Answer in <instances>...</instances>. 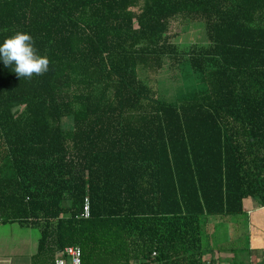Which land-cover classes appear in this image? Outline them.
Wrapping results in <instances>:
<instances>
[{"label":"trees","instance_id":"trees-1","mask_svg":"<svg viewBox=\"0 0 264 264\" xmlns=\"http://www.w3.org/2000/svg\"><path fill=\"white\" fill-rule=\"evenodd\" d=\"M176 19L201 44L170 43ZM16 32L51 62L0 60V225L37 228L32 264H210V220L264 206V0H0V44ZM163 58L203 93L159 100Z\"/></svg>","mask_w":264,"mask_h":264},{"label":"rangeland","instance_id":"rangeland-1","mask_svg":"<svg viewBox=\"0 0 264 264\" xmlns=\"http://www.w3.org/2000/svg\"><path fill=\"white\" fill-rule=\"evenodd\" d=\"M168 36L170 43L182 50L201 44V41L204 39L201 24L192 23L186 25L177 19L170 22ZM184 65L180 62L178 64L171 63L169 59L163 58L162 68L158 74L155 77L149 76L147 82L145 81L156 92L159 100L178 104L179 101L187 99V97L203 93L201 82ZM63 123L64 128L69 126L68 120L63 121ZM16 227L7 228L5 226L2 229H16ZM206 227L207 231L211 233L209 241L216 243L213 246L211 258L208 257V254H204L203 257L210 264H230V257L245 263V255L250 237L257 230L261 231L264 235V219H259V221L253 224V222L246 221L244 215L239 216L237 219L225 217L214 221L210 220ZM27 228L31 230L33 239H38L37 228Z\"/></svg>","mask_w":264,"mask_h":264},{"label":"crops","instance_id":"crops-1","mask_svg":"<svg viewBox=\"0 0 264 264\" xmlns=\"http://www.w3.org/2000/svg\"><path fill=\"white\" fill-rule=\"evenodd\" d=\"M249 180L252 184H262L263 187L264 169H257L255 177L250 174ZM242 207L243 212L241 214L228 216V218L233 217L237 219L239 216L244 215L246 221L253 222V224L259 221V219H264V206H260L257 198L244 199ZM5 226L7 228H11L12 226L17 227L16 229H2ZM37 241L38 239H33L31 230L27 227L15 223L0 225V264H32L31 259L36 253ZM247 248L244 264H258L260 257L264 256V235L261 231L257 230L250 237ZM230 264H235V260L231 257Z\"/></svg>","mask_w":264,"mask_h":264},{"label":"clouds","instance_id":"clouds-1","mask_svg":"<svg viewBox=\"0 0 264 264\" xmlns=\"http://www.w3.org/2000/svg\"><path fill=\"white\" fill-rule=\"evenodd\" d=\"M0 60L12 68L18 78L32 80L50 70V60L41 56L30 34L16 32L0 44Z\"/></svg>","mask_w":264,"mask_h":264},{"label":"built area","instance_id":"built-area-1","mask_svg":"<svg viewBox=\"0 0 264 264\" xmlns=\"http://www.w3.org/2000/svg\"><path fill=\"white\" fill-rule=\"evenodd\" d=\"M83 218L88 216V205L87 201H84V205L82 208ZM52 264H80V250L78 247H66L64 248L54 259ZM258 264H264V256H261Z\"/></svg>","mask_w":264,"mask_h":264}]
</instances>
